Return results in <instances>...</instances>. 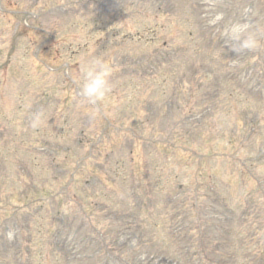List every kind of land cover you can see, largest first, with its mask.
I'll return each mask as SVG.
<instances>
[{"label": "rangeland", "instance_id": "374dc122", "mask_svg": "<svg viewBox=\"0 0 264 264\" xmlns=\"http://www.w3.org/2000/svg\"><path fill=\"white\" fill-rule=\"evenodd\" d=\"M3 6L0 264H264V0Z\"/></svg>", "mask_w": 264, "mask_h": 264}, {"label": "clouds", "instance_id": "9594fccd", "mask_svg": "<svg viewBox=\"0 0 264 264\" xmlns=\"http://www.w3.org/2000/svg\"><path fill=\"white\" fill-rule=\"evenodd\" d=\"M254 47V41L249 37L241 41L240 50ZM109 68L99 58H94L82 70L83 83L79 87L80 96L88 103L95 104L110 91Z\"/></svg>", "mask_w": 264, "mask_h": 264}]
</instances>
